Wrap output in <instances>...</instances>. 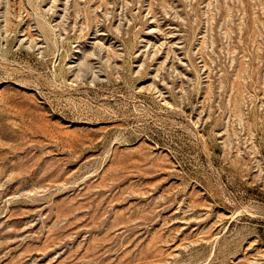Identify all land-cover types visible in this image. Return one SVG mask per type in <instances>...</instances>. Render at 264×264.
<instances>
[{"label":"rangeland","instance_id":"obj_1","mask_svg":"<svg viewBox=\"0 0 264 264\" xmlns=\"http://www.w3.org/2000/svg\"><path fill=\"white\" fill-rule=\"evenodd\" d=\"M0 264H264V0H0Z\"/></svg>","mask_w":264,"mask_h":264}]
</instances>
